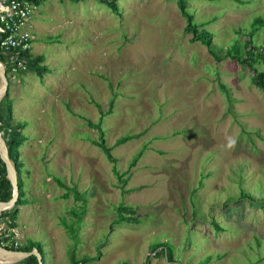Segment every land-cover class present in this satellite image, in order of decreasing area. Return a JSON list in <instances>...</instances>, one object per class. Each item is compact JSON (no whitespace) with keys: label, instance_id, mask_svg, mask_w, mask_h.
Instances as JSON below:
<instances>
[{"label":"rangeland","instance_id":"rangeland-1","mask_svg":"<svg viewBox=\"0 0 264 264\" xmlns=\"http://www.w3.org/2000/svg\"><path fill=\"white\" fill-rule=\"evenodd\" d=\"M115 3L41 0L29 53L49 72L5 73L10 121L24 122L18 243L39 242L45 264H264V94L222 56L264 0H186L220 59L190 40L175 0ZM120 205L133 220L114 221Z\"/></svg>","mask_w":264,"mask_h":264},{"label":"trees","instance_id":"trees-1","mask_svg":"<svg viewBox=\"0 0 264 264\" xmlns=\"http://www.w3.org/2000/svg\"><path fill=\"white\" fill-rule=\"evenodd\" d=\"M41 0H33L35 5L39 4ZM101 3L105 4L111 11L117 12V6L115 0H98ZM179 13L185 19L184 31L190 33L192 36L190 40H198L201 42L207 52L213 56L214 59H220L221 57L215 52L214 45L211 42V33L202 27V24L195 23L192 19V15L189 14L186 10V0H175ZM264 26V17L256 16L253 18L250 29L246 34V39H243L242 43H235L230 45L223 51V57L228 56L232 59H235L238 64L243 66H247L250 69V82L259 90H261L264 94V71L257 69L255 64L261 61H264V31L262 32L260 44L253 43L252 34L259 28ZM244 36V34H243ZM258 47L263 49L262 52H259ZM43 60L42 55H31L29 52L26 53V70L33 71L38 76H41L43 72H49L48 67L45 64H40ZM0 61L2 58L0 56ZM20 71L21 72H25ZM9 86V80H7V88ZM108 108L104 112H100V115H104L110 112L111 108V100L109 101ZM6 112V116L2 113V111ZM11 112H10V101L8 99V92H5L4 95L0 98V132L3 137L7 136V140L5 141V146L7 149L8 159L15 170L16 174V185H17V198L13 204V206L9 209L0 211V222L7 223L8 225H14V218L17 212L18 206L24 204L26 201L22 194V181L20 178V166L21 162L19 160V152L18 147L22 143L24 136L21 134L20 129L24 125V122H15L11 123ZM88 126L94 127L98 129V139L93 140L94 144L98 146L105 157L113 162L115 159L110 153V146L105 144L104 137L102 136V131L100 129L99 120L96 123H92L89 119L86 120ZM135 137V134H125L117 139L116 143H120ZM140 153L138 152V155ZM138 155L132 158V162L137 159ZM115 174H117L115 172ZM57 184L64 189L63 194L64 197L72 188L66 186L61 180L55 178ZM241 197L249 196L246 192H239ZM11 196V184L6 177L5 165L0 159V201H6ZM75 196L78 197L77 193ZM239 196V197H240ZM127 207L125 205H120L116 208L118 215L116 216L114 221H130L133 220L132 217L128 215H124L123 212ZM80 215V214H79ZM10 221V222H9ZM10 226V227H11ZM6 240L5 237L0 236V244H2ZM3 245V244H2ZM3 247L11 250H20V251H30L32 248H35L36 251L40 255V260L42 264H45L44 261V253L41 249V244L37 241L28 240L26 243H22L18 245L16 248L3 245ZM69 264H75L77 261L85 263L87 260L86 256H83L79 260L74 258L73 255H69ZM7 264H38L36 257L33 254H30L16 262L7 263Z\"/></svg>","mask_w":264,"mask_h":264},{"label":"built area","instance_id":"built-area-1","mask_svg":"<svg viewBox=\"0 0 264 264\" xmlns=\"http://www.w3.org/2000/svg\"><path fill=\"white\" fill-rule=\"evenodd\" d=\"M35 6L33 0H0V63L4 72L12 77L26 70V53L29 52L30 41L28 29ZM2 227L0 225V236L6 238L2 244L14 248L20 245L14 227ZM75 264L83 263L77 261Z\"/></svg>","mask_w":264,"mask_h":264},{"label":"water","instance_id":"water-1","mask_svg":"<svg viewBox=\"0 0 264 264\" xmlns=\"http://www.w3.org/2000/svg\"><path fill=\"white\" fill-rule=\"evenodd\" d=\"M6 88H7V78L3 70L2 64L0 63V98L4 95ZM6 140H7V136L3 137L0 135V159L5 165L6 177L11 184V196L6 201H0V211L11 208L17 198L16 174L8 159L7 149L5 146ZM30 254H33L36 257L38 264H42L40 260V255L35 248H32L30 251H20V250L7 249L0 245V264L16 262ZM11 256H15L16 258L10 260L8 257Z\"/></svg>","mask_w":264,"mask_h":264},{"label":"clouds","instance_id":"clouds-1","mask_svg":"<svg viewBox=\"0 0 264 264\" xmlns=\"http://www.w3.org/2000/svg\"><path fill=\"white\" fill-rule=\"evenodd\" d=\"M236 145V140L232 137H228L226 140V145L225 147L228 149H233Z\"/></svg>","mask_w":264,"mask_h":264},{"label":"bare ground","instance_id":"bare-ground-1","mask_svg":"<svg viewBox=\"0 0 264 264\" xmlns=\"http://www.w3.org/2000/svg\"><path fill=\"white\" fill-rule=\"evenodd\" d=\"M10 260L15 259V256L8 257ZM6 259V258H5Z\"/></svg>","mask_w":264,"mask_h":264}]
</instances>
